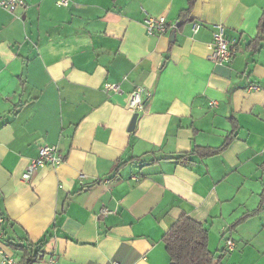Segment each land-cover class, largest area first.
<instances>
[{
	"label": "crops",
	"instance_id": "obj_1",
	"mask_svg": "<svg viewBox=\"0 0 264 264\" xmlns=\"http://www.w3.org/2000/svg\"><path fill=\"white\" fill-rule=\"evenodd\" d=\"M23 1L0 6V246L19 264L6 242L46 240L38 264H172L163 236L184 213L208 229L220 264H264V204L231 228L264 191V32L249 48L264 0H196L182 28L189 0ZM148 17L167 32L149 35ZM217 24L230 63L209 58ZM136 88L150 96L130 131ZM235 124L221 154H193ZM43 145L64 162L24 181Z\"/></svg>",
	"mask_w": 264,
	"mask_h": 264
},
{
	"label": "trees",
	"instance_id": "obj_2",
	"mask_svg": "<svg viewBox=\"0 0 264 264\" xmlns=\"http://www.w3.org/2000/svg\"><path fill=\"white\" fill-rule=\"evenodd\" d=\"M196 0H189L187 7L181 11L179 16V28L191 22L190 15ZM264 32V13L258 25V36L253 40L249 48L253 51L258 50L260 35ZM236 124L233 126L231 133L226 137L224 143L217 148H200L197 147L193 154H197L202 158L211 157L221 154L228 148L231 142L236 139ZM179 163L191 162L189 155H180L175 158ZM121 163L116 166V171L125 164ZM264 191L261 194V203L259 208L245 214L241 219L236 220L231 228L234 229L247 218H250L263 210ZM3 223L9 224V220L2 214ZM13 227V226H11ZM163 242L166 246L167 253L172 264H220L221 257L216 255L209 248V231L204 224L192 219L187 214H181L177 221L169 228L163 236ZM6 245L20 253V264H38L44 257L43 248L46 246V240L33 243L27 239H18L15 242H6Z\"/></svg>",
	"mask_w": 264,
	"mask_h": 264
},
{
	"label": "built area",
	"instance_id": "obj_3",
	"mask_svg": "<svg viewBox=\"0 0 264 264\" xmlns=\"http://www.w3.org/2000/svg\"><path fill=\"white\" fill-rule=\"evenodd\" d=\"M69 0H61L60 4L67 6ZM23 0H0V6L10 13H14L18 6H23ZM145 27L149 35L165 34L168 30L167 22L164 18L154 19L148 17L144 20ZM201 25L199 23L192 24V31L194 34L198 33ZM234 56L233 45L225 38V27L222 24L215 25L214 42L211 45V53L209 58L215 63H230ZM249 89L256 91L259 89V85L250 84ZM103 91L107 94H122V89L118 84L105 83L103 85ZM145 96H150L148 91L142 88H136L130 93L129 109L134 113H139L144 109ZM214 104V103H212ZM64 155L56 145H43L38 153V156L31 160L29 166L23 174V180L30 182L35 172L47 165L57 166L64 162ZM102 214H108L110 211L102 209ZM3 218H0V225L3 224ZM227 246L231 250L234 243L232 240L227 241ZM0 264H19L13 254L7 252L5 247L0 246ZM110 264H120L116 261H112Z\"/></svg>",
	"mask_w": 264,
	"mask_h": 264
},
{
	"label": "water",
	"instance_id": "obj_4",
	"mask_svg": "<svg viewBox=\"0 0 264 264\" xmlns=\"http://www.w3.org/2000/svg\"><path fill=\"white\" fill-rule=\"evenodd\" d=\"M177 26H178V25H176V27H177ZM174 39H175V32H173L172 35H171V41L173 42ZM137 117H138V113H135V114L133 115V118H132L131 123H130V126H129V130H130V131H132V130L134 129L135 124H136Z\"/></svg>",
	"mask_w": 264,
	"mask_h": 264
}]
</instances>
